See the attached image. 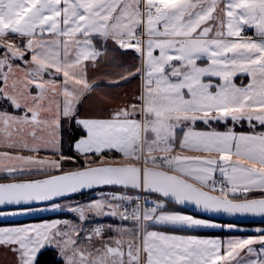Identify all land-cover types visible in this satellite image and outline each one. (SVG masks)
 <instances>
[{"label": "snow or ice", "instance_id": "1", "mask_svg": "<svg viewBox=\"0 0 264 264\" xmlns=\"http://www.w3.org/2000/svg\"><path fill=\"white\" fill-rule=\"evenodd\" d=\"M128 49L138 66L89 80ZM0 50V219L80 222L0 226L14 264H264V235L177 234L222 227L188 206L264 218V132L195 128L264 127V0H0ZM133 76L135 102L82 112L97 80Z\"/></svg>", "mask_w": 264, "mask_h": 264}, {"label": "crops", "instance_id": "2", "mask_svg": "<svg viewBox=\"0 0 264 264\" xmlns=\"http://www.w3.org/2000/svg\"><path fill=\"white\" fill-rule=\"evenodd\" d=\"M245 34L252 35V30H248ZM17 43H21V41H17ZM97 47H100L99 44H97ZM109 48L111 49V44H109ZM2 51V50H0ZM140 64V60L138 57V54L135 53L134 50L128 49L122 52L121 55L118 56L117 60L115 62L112 61H106L105 64H103L98 70H92L89 69L88 77L89 80H92L94 77L97 76H107L112 78H118L121 74H123L125 69H134L136 66ZM248 77L247 76H237L235 78V83L237 86H243L248 83ZM97 83L99 85L98 91L96 93H93L91 98L85 97V100L87 101L83 105L82 112L85 115H107L112 108L120 107L124 104L135 102V97L139 94L140 90V80L133 76L127 81H121L120 84H113L110 83L107 79H99L97 80ZM105 97L110 98L109 100L104 99ZM230 121V120H229ZM219 121H213L211 122V127L208 125H205L201 121H197L195 128L198 131H212L215 130L217 132H227L230 129L232 131H235L236 133H250V132H264V127L257 126L255 129L250 128L245 121H241L240 123L236 124L240 127L247 126L250 129H236L235 125L232 124L231 126H227L223 129H220L218 126H216L214 123H217ZM67 146L65 147V149ZM187 155H207L202 153H194L189 152L186 153ZM116 156H119L118 153H116ZM209 158H216V157H209ZM119 163H125L124 161H118ZM217 176L219 174L217 173ZM93 197L90 195V198L87 199V201L91 200ZM189 215H193L190 213H186ZM59 214V213H55ZM71 215L70 218L57 216L53 218H45V219H38L40 216L38 213H34L30 216H15V217H7L4 219H0L3 224L0 226H18V225H26V224H37V223H43L47 221H53V220H72L74 224L80 223L78 219L69 213ZM39 215V216H37ZM198 218L207 219L204 217H200L197 215H193ZM210 220V219H208ZM211 221V220H210ZM106 223H117V221L113 220H107ZM218 225H221L222 227L218 228H210V229H198V230H189V231H195L191 233H177L179 235L184 236H197L200 238H209V239H221L222 241H226L229 238H248V237H256L259 235H264V231H258V229H264V226L255 225V226H239L232 223H220V222H214ZM87 224H95L96 220L92 219L86 222ZM128 223V222H125ZM231 225V227H229ZM156 230L158 231H167V229H164L162 227H158ZM198 231H207V232H216V234L206 235V234H199L196 233ZM257 247H259L257 245ZM5 255L7 257H11V254L4 252L3 250H0V255ZM241 256H244L245 253L242 252L240 254ZM235 264V262H233Z\"/></svg>", "mask_w": 264, "mask_h": 264}, {"label": "water", "instance_id": "3", "mask_svg": "<svg viewBox=\"0 0 264 264\" xmlns=\"http://www.w3.org/2000/svg\"><path fill=\"white\" fill-rule=\"evenodd\" d=\"M186 211H188V213L193 214V215H199L201 217L213 220V221H217V222H226V223H234V224H239V225H247V224H254V225H260V224H264V218H254V217H249V216H245V217H241V216H228L226 214H204V213H200L199 211H197L195 208H193L192 206H188L186 208H183ZM11 210H17L13 207H8L5 209V211H11Z\"/></svg>", "mask_w": 264, "mask_h": 264}, {"label": "rangeland", "instance_id": "4", "mask_svg": "<svg viewBox=\"0 0 264 264\" xmlns=\"http://www.w3.org/2000/svg\"><path fill=\"white\" fill-rule=\"evenodd\" d=\"M90 198V195H83V196H78L76 198V201L80 202V203H84V202H87V199ZM76 201H73V203H75ZM11 211H16V210H11ZM11 211H8V212H11ZM56 212H40L38 213L39 215H42L40 216L38 219H47V218H53V217H57V216H62V217H66V218H70L71 215L67 212L65 213H59V214H55ZM72 215H74L73 213H71ZM37 215V216H39ZM75 216V215H74ZM72 221V220H70ZM213 221V220H211ZM214 222H217V221H214ZM220 223H223V222H220ZM235 225H239V224H235ZM239 226H244V225H239ZM106 235H116L115 233H108ZM131 237L130 236H125L124 239L125 240H128L130 239ZM0 264H14V258H11V257H7L5 255H0Z\"/></svg>", "mask_w": 264, "mask_h": 264}, {"label": "trees", "instance_id": "5", "mask_svg": "<svg viewBox=\"0 0 264 264\" xmlns=\"http://www.w3.org/2000/svg\"><path fill=\"white\" fill-rule=\"evenodd\" d=\"M216 126H218L220 129H223L227 126H231L233 123L231 121H228L227 123H222V122H217V123H214ZM236 129H250L249 127L247 126H243V127H240L239 125H236L234 124ZM66 152L69 151L68 148L65 149ZM112 155L116 156V153H112ZM36 178H40V177H36ZM253 195H260L259 193H254ZM177 210H180L182 212H186L188 213V211H186L185 209L183 208H178ZM199 216V215H197ZM201 217V216H200ZM3 224V222L0 221V225ZM244 226H255L254 224H247V225H244ZM260 226H264V224H261ZM191 232H195V231H187V232H181V233H191ZM196 233H199V234H206V235H211V234H216V232H207V231H198ZM56 259V254L54 252H50L48 254H46L44 257H43V260H42V264H53V261Z\"/></svg>", "mask_w": 264, "mask_h": 264}]
</instances>
